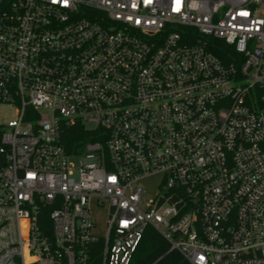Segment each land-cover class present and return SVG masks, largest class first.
<instances>
[{
  "label": "built area",
  "instance_id": "obj_1",
  "mask_svg": "<svg viewBox=\"0 0 264 264\" xmlns=\"http://www.w3.org/2000/svg\"><path fill=\"white\" fill-rule=\"evenodd\" d=\"M0 106V264H264V0H0Z\"/></svg>",
  "mask_w": 264,
  "mask_h": 264
},
{
  "label": "trees",
  "instance_id": "obj_2",
  "mask_svg": "<svg viewBox=\"0 0 264 264\" xmlns=\"http://www.w3.org/2000/svg\"><path fill=\"white\" fill-rule=\"evenodd\" d=\"M208 50L219 60L226 62L233 56V50L220 41L209 44ZM101 132L87 130L80 123L66 125L60 123V144L68 154L81 149L87 142L100 140ZM88 264H99L96 253L92 254ZM129 264H189L179 253L170 251L167 242L151 227L145 228L143 236L132 253Z\"/></svg>",
  "mask_w": 264,
  "mask_h": 264
},
{
  "label": "rangeland",
  "instance_id": "obj_3",
  "mask_svg": "<svg viewBox=\"0 0 264 264\" xmlns=\"http://www.w3.org/2000/svg\"><path fill=\"white\" fill-rule=\"evenodd\" d=\"M40 113L43 116H49L48 112L45 110H41ZM14 115H15L14 109H10L5 106H0V121L2 120L8 121ZM160 181H161V176H153L141 182V186L145 190L143 202H147L150 199H153L155 197L156 193H158ZM94 221L96 224V229L94 230V233L99 236H104L105 234V230H104L105 212L104 211L99 212L95 216Z\"/></svg>",
  "mask_w": 264,
  "mask_h": 264
}]
</instances>
